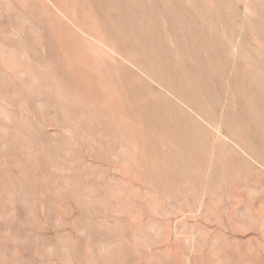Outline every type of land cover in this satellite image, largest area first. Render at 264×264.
<instances>
[{
	"label": "rangeland",
	"instance_id": "1",
	"mask_svg": "<svg viewBox=\"0 0 264 264\" xmlns=\"http://www.w3.org/2000/svg\"><path fill=\"white\" fill-rule=\"evenodd\" d=\"M0 264H264V0H0Z\"/></svg>",
	"mask_w": 264,
	"mask_h": 264
}]
</instances>
